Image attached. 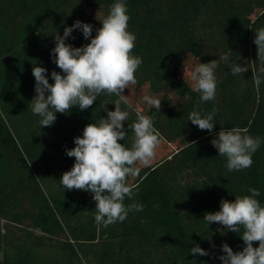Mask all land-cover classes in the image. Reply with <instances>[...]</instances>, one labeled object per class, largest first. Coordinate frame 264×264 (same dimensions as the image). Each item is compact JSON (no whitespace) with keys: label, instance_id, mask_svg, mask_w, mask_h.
<instances>
[{"label":"trees","instance_id":"trees-1","mask_svg":"<svg viewBox=\"0 0 264 264\" xmlns=\"http://www.w3.org/2000/svg\"><path fill=\"white\" fill-rule=\"evenodd\" d=\"M0 264H264V0H0Z\"/></svg>","mask_w":264,"mask_h":264},{"label":"rangeland","instance_id":"rangeland-1","mask_svg":"<svg viewBox=\"0 0 264 264\" xmlns=\"http://www.w3.org/2000/svg\"><path fill=\"white\" fill-rule=\"evenodd\" d=\"M88 14H93L94 11L87 9L86 10ZM186 77L191 83H195L196 80V73L190 69V67L187 68ZM123 95L136 106L137 110L144 111V106L147 103H151L155 101V95L150 93H144L139 92L138 94L136 91H132L131 89H126L123 92ZM175 148L174 144L167 143L165 141H161L156 147H154L152 150L148 152V154L145 156V160L148 162H151L155 159H159L160 157H163L167 155L170 151H172ZM1 222H5L4 220H1ZM38 231V230H36Z\"/></svg>","mask_w":264,"mask_h":264}]
</instances>
